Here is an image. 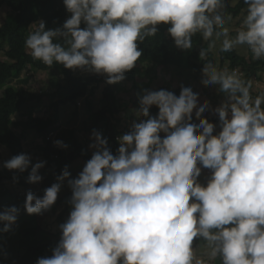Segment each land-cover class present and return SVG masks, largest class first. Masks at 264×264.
<instances>
[{
  "label": "clouds",
  "instance_id": "clouds-1",
  "mask_svg": "<svg viewBox=\"0 0 264 264\" xmlns=\"http://www.w3.org/2000/svg\"><path fill=\"white\" fill-rule=\"evenodd\" d=\"M63 4L71 14L63 25L46 29L39 21L25 47L48 67L103 74L109 85L125 80L142 56L139 43L156 36L162 24L170 25L167 33L180 50H192L197 35L206 42L200 59L219 42L222 53L246 46L253 60H264V0H243L246 7L235 27L227 11L234 0ZM201 76L202 85L225 97L211 109L218 125L202 116L209 101L200 102L191 87L181 85L179 96L144 89L135 110L139 122L133 120L129 131L117 137L116 154L102 132L93 129L91 159L76 178H70L65 165L43 196L26 193L29 215L48 211L65 181L72 193L52 255L36 264H264V91L253 95V81L239 68L218 67L210 60L203 63ZM216 127L220 131L214 134ZM53 143L68 147L61 140ZM45 165L33 164L27 153L3 162L9 171H28L29 184L42 181ZM202 168L211 170L206 183L199 180ZM19 212L16 206L5 207L0 231H10ZM197 241L203 242V256L196 254Z\"/></svg>",
  "mask_w": 264,
  "mask_h": 264
},
{
  "label": "trees",
  "instance_id": "trees-1",
  "mask_svg": "<svg viewBox=\"0 0 264 264\" xmlns=\"http://www.w3.org/2000/svg\"><path fill=\"white\" fill-rule=\"evenodd\" d=\"M4 5L9 6L11 14L7 16L4 23L0 26V88L5 87L4 95L0 96V143L10 149L11 157L20 153H25L24 136L18 134L12 127V117L15 114L22 113L27 104L36 106L46 97L53 99L51 109L55 114L54 117H40L32 114L27 123V127L29 129H34L36 134L43 139V143L41 144L43 152L41 161H46L45 166L50 171L47 174L43 170H40L43 177L40 184L42 194H44L46 188L57 182L56 178L61 175L65 165L69 167L73 160L80 157H82L86 163L92 156L91 151L81 144L75 135L66 134L68 131L62 129V126L58 124L60 121V107L67 104L78 106L81 99L94 96L99 86L102 83H106L107 77L106 75L100 74L88 76L80 75L76 70L67 69L59 64L48 67L41 61L34 60L29 54V50L25 47V40L34 24H36V28H38L39 21L43 20L46 29H55L61 27L66 19L70 17L71 14L66 11L63 0H0V9ZM245 7L243 0H240L227 11L231 12L236 18L243 14V9ZM81 27L83 28L84 25L82 24ZM168 27H170V25H159V31L156 36L148 37L143 43H139L138 47L143 51L142 56L136 64L153 61L165 67L181 66L191 68L197 71V73H201L202 66L197 62V60L200 59V49H198V46L201 44L207 48V43L201 41L197 35L193 38L194 48L192 50H180L175 46L174 40L167 33ZM36 28L33 31H35ZM219 54L222 64L228 61L230 69L239 68L247 79L253 81V95H255L257 93L255 90L256 82L262 80L263 75L261 74L264 73V60H253L251 52L250 56H246L239 54L237 50L228 53L219 51ZM209 60L212 62L215 61L214 63L216 64V59L212 51L208 53L206 58L201 59L203 63ZM29 66L36 70L63 73V81L56 78L55 83H53V89L48 92H38L22 84L18 86L11 84L16 78L20 77L22 72ZM137 72L138 70L134 67L131 71L125 73V79H129L133 82L136 99L139 105L142 91L137 85ZM24 82L27 83V80ZM119 85L120 82L111 85L106 83L103 90V100L106 102V111L104 110L96 113V124L99 125L103 122L107 124L103 136L108 139V147L113 154H116V150L119 147L117 137L128 132L130 128L129 126L121 125V118L116 115L117 111L115 109L117 108L118 102L116 92ZM169 90L179 96L181 85L177 88L171 87ZM153 112L154 114L158 112L155 106L153 107ZM202 116L207 118L210 122L218 124L217 117H209L204 113ZM115 117L116 121L114 122L113 118L115 119ZM192 122H197L194 114ZM64 132L65 136L61 137ZM217 132L219 131H214V134ZM64 138L71 140L73 144V149L71 151L54 146L53 142L55 140L62 141ZM14 175L17 176L16 181L13 179ZM27 176L28 171L24 173H15L4 167L0 169V194L3 198V210L5 207H17L24 203L19 194L10 187V184L25 188L36 185L27 183ZM70 177H73V174L70 173ZM66 199L67 197L64 196L62 201ZM69 207H71V205L67 203V208ZM67 208L61 211L59 215L62 221H64ZM19 209L18 218L21 219V215L30 218L32 225L29 228L38 227L36 214H27L24 207V210L21 209V207H19ZM2 228L3 224H0V229ZM13 229L14 228L11 226V230L8 232L0 231V237L10 234ZM59 239L60 238L52 241H35L30 243L26 240V237L22 238L20 241L22 255L18 264H36L38 258L51 256L52 249L56 246ZM197 244L201 246L203 242L197 241ZM1 252L2 243L0 240V259Z\"/></svg>",
  "mask_w": 264,
  "mask_h": 264
},
{
  "label": "rangeland",
  "instance_id": "rangeland-1",
  "mask_svg": "<svg viewBox=\"0 0 264 264\" xmlns=\"http://www.w3.org/2000/svg\"><path fill=\"white\" fill-rule=\"evenodd\" d=\"M239 1L240 0H234V5H236ZM9 14H11V10H10L9 6L8 5L2 6L0 9V26L4 23L5 19L7 18V16ZM240 16H242V15H240ZM240 16H238L237 18H239ZM36 26L37 25L34 24V26L31 28V31L28 33V35L31 32H33V30L36 28ZM232 26L235 27L236 24L234 22H232ZM201 47H203L205 49L204 45H201V44H200V46H198V49H200ZM236 50L241 55L249 54V50L246 48V46L238 48ZM212 51L215 53L214 58L216 59V65L218 67H223V65H224V66H228L230 68V64L228 61L224 62L225 64H222L220 62L221 58H220V54H219V42H217L216 48L213 49ZM197 62L203 67V62L201 61V59L197 60ZM151 67H150V69H151ZM151 70L152 71L155 70L156 75L162 79V80H157L158 83L161 82L163 84L164 82H167V86H172L173 88H177L180 85H184L186 87H191L194 93L199 94L200 102H203L204 100L209 101L210 109L208 111H206L204 114L209 116V117H217L216 115L213 114L211 109L219 106L225 97L223 96V94H218L213 86L202 85L201 84V79H202L201 73H197V71H194L191 68H186V67H181V66L180 67H167L166 69L155 67L154 69L152 68ZM190 70L192 71V74H190ZM76 71L78 73L80 72L84 76L94 74V73H89V72L81 71V70H76ZM42 74L39 77L41 80L39 82L40 87H37L36 89H40L42 87L44 88L46 86L45 80L48 78V75L45 76L46 74L45 75H42ZM263 76H264V74H263ZM142 78L143 77H140L141 80L136 79V80L140 81V82L137 81V85L139 88L143 89V88L147 87V85H148V86H150V87H148L149 90H153V91L159 90L158 86L156 84L155 78L153 77V74L148 75V78L151 79V80L149 79V84H148L147 80L143 81ZM125 81H127V82H121L119 85L118 89L120 92H116V96L118 98V102H117L116 107L118 109L121 108L120 111H121V114L123 117H121V116L120 117L122 120H124L123 123L125 124V122H128L129 125H131L133 120H137L135 110L139 109V105L134 104V102H137V101H135V99H134L133 91L132 90L128 91L130 88L128 85L133 84V82L129 79H127ZM36 83L37 82L34 81V85H36ZM47 84H49V83L47 82ZM155 84H156V86H154ZM160 86L161 85H159V87ZM257 87H259V85L256 84V88H255L256 91H257ZM4 88L5 87L0 88V96L3 93L2 89H4ZM37 91H39V90H37ZM80 101H81L80 102L81 105H79V106L67 104V105L60 107L59 114L61 115L62 120L64 121V125L65 126H74V125L76 126V122L78 120L77 119V113H81L82 119L80 120L79 126L88 127V128H95L96 127L97 130H99L100 132H103L104 131L103 124L102 123H100L99 125L96 124V120H97V116H96L97 114L96 113H98L99 111H104L105 107H106V102L103 100V96L96 94V95L92 96L91 98H83ZM150 113L153 116L156 115L153 112V108L150 109ZM113 121L114 122L116 121V117H115V119L113 118ZM137 122H139V121L137 120ZM214 124H217V123H214ZM214 131H220L219 127H216L214 129ZM88 133H90V135H91V132L88 131ZM163 135L164 134L161 133L162 137H163ZM0 149H2V151H3V156L5 158L4 160H6V159L8 160L11 158V152H10V149L8 147H6L0 143ZM89 150L92 151L91 149H89ZM210 173H211V170L202 168L201 177L199 178L200 182L206 183L207 178L210 176ZM20 217H21V219L18 218L16 223L12 225V227L14 229L11 231V233L8 235H4V236L0 237V240L2 243V252H1L0 264H18L19 259L22 255V248H21L20 241L24 237H26V240L30 239L29 236L28 237L25 236V233L28 232L26 230V228L31 227L32 221L30 218L24 217L23 215H21ZM40 220L42 221V223L44 222L43 224H45V227H47V229L54 231V233L58 232L57 229H58L59 225L62 224V220H59L57 215L51 216L49 218L48 217L41 218ZM196 247H197V252H196L197 256H203L204 251H205L203 245L200 246L196 242ZM208 264H219V262L218 261H216V262L208 261Z\"/></svg>",
  "mask_w": 264,
  "mask_h": 264
},
{
  "label": "crops",
  "instance_id": "crops-1",
  "mask_svg": "<svg viewBox=\"0 0 264 264\" xmlns=\"http://www.w3.org/2000/svg\"><path fill=\"white\" fill-rule=\"evenodd\" d=\"M237 19H239V18L236 17L233 20V22L235 24H236ZM205 49H207V48L205 47ZM214 56H215V53H214ZM246 56H250V51H249V54H247ZM223 64H225V63H223ZM158 65L159 64L154 63L153 61H147L145 63L136 64L135 68L138 70L137 79L141 80L140 77H143L142 80L143 81L147 80V82L149 84L150 78H148V75L153 74V77L155 78L158 89L159 90L160 89L169 90L172 86H167V82H164L163 83L164 85L161 82L158 83L157 80H162V79L156 75L155 70L154 71L151 70L152 68L154 69L155 67H157V68L159 67L162 69L167 68L164 65H159V66ZM150 67H151V69H150ZM41 74L42 75L46 74L45 76L48 75V78L45 80L46 86L44 88L42 87L40 89H36L37 87H40L39 82L41 80L39 77L41 76ZM78 74L82 75L80 72ZM190 74H192L191 70H190ZM263 74H261V75H263ZM100 75H103V74H100ZM63 77H64L63 73H55V72H48V71H43V70H36V69L32 68L31 66H29L22 72L21 76L16 78L11 84L16 85V86H18L19 84H22V85H25L27 87L34 89L35 91L39 90L38 92H48V91L53 89V83H55V79L58 78V80L63 81ZM26 80H27V83L24 82ZM125 80H127V79H125ZM125 80H123L122 82H127ZM34 81L37 82L36 85H34ZM47 82L49 84H47ZM138 82H140V81H138ZM156 84L154 86H156ZM256 84L259 85V87H257V92L258 91L259 92L264 91V76H262V80H260L259 82L257 81ZM159 85H161V86L159 87ZM105 86H106V83H102L99 86V88L96 90L95 95L99 94L100 96H103V90H104ZM128 86L130 87L128 91H131V90L133 91L134 99H135V101H137L136 93L134 90V84H129ZM148 87H150V86L147 85V87L141 89L142 95H143V90L148 89ZM2 90H3V93L1 94V96L4 95L5 88ZM117 92H120L119 89L117 90ZM52 100H53L52 98L50 99V98L46 97V98H44V100L40 104H38L36 106H32L31 104H27L22 113L15 114L12 117V127L14 128V130L18 134L24 136L25 153L30 155L33 164L41 161L42 153H43L42 149H41V144L43 143V139L36 134V131L34 129H29L27 127V123H28L30 115H32V114L34 116H40V117H52V116L54 117L55 114L53 113V111L51 109L52 108V104H51ZM137 103L138 102H134L135 105H138ZM79 105H81V103L78 104V106ZM120 109H118V108L115 109L117 111L116 115H117V117L119 116V118L123 117ZM77 119L78 120L76 122V126L75 125L74 126H65L64 121L62 120V117L60 115V121L58 124L62 126V129L68 131L66 134L75 135L77 137V139L79 140V142L89 149L90 133H88V131L91 132L93 129L97 130V128L96 127L95 128H88V127L79 126L80 120L82 119L81 113H77ZM123 121L124 120L121 119V125H124V126L126 125V126L130 127L128 122H125V124H124ZM102 124H103V128L105 131L107 124H106V122H103ZM65 132L61 135V137L65 136ZM103 132H102V134H104ZM62 141L68 145V147L66 148L67 151H71L73 149V144H72L71 140L64 138V139H62ZM91 153H92V151H91ZM4 159L5 158L3 156V151H2V149H0V169H2V167H3V162L7 160V159L6 160H4ZM82 159L83 158L80 157V158L73 160L70 163V166L68 167V171L71 174H73V177H70V178H76L78 176L79 172L82 171V168L85 165V161H84V159L83 160ZM41 170H43L47 174L50 172L46 166ZM10 187L13 190H15V192H17V194H19V196L22 198L24 203H25V199H26V193L29 190L32 191L37 196H43L40 183L33 185V186H29L27 188L22 187V186H18V185H12V184H10ZM71 195H72L71 189L69 188L67 181H65L61 187V191L58 193V198H57L56 202L54 203V205L48 211L43 212V214L37 215L38 227L26 228L28 231V232H26V236L30 237V239L27 238L28 242H30V243H33L35 241L45 242V241H52L54 239L60 238L61 232H60L59 227L57 229L58 232L54 233V231L47 229V227H45V224H43L44 222L42 223V221L40 219L45 218V217L49 218L51 216L57 215L58 219L61 220L59 218V215H60L61 211H63L64 209L67 208V203L70 200ZM64 196L67 197V199L65 201H62V198ZM2 203H3V198L1 197V194H0V211H3ZM24 203H22L21 206H17V208L21 207V209H23ZM15 204H16V202H15ZM70 210H71V207L67 208V212L64 215V221H62V223L66 222V220L68 219Z\"/></svg>",
  "mask_w": 264,
  "mask_h": 264
}]
</instances>
